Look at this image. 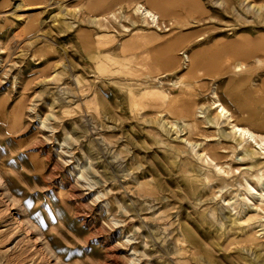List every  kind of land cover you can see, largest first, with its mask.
<instances>
[{
    "label": "rangeland",
    "instance_id": "1",
    "mask_svg": "<svg viewBox=\"0 0 264 264\" xmlns=\"http://www.w3.org/2000/svg\"><path fill=\"white\" fill-rule=\"evenodd\" d=\"M108 1L0 0V264H264V219L242 224L261 193L241 175L250 164L219 174L180 154L188 135L174 130L190 124L181 94L198 87L200 107L215 88L236 118L251 110L227 79L186 74L180 54L264 35V0H193L202 14L172 9L169 33ZM143 31L186 36L177 64L103 59ZM243 65L264 100V57ZM146 89L170 99L132 98Z\"/></svg>",
    "mask_w": 264,
    "mask_h": 264
},
{
    "label": "bare ground",
    "instance_id": "2",
    "mask_svg": "<svg viewBox=\"0 0 264 264\" xmlns=\"http://www.w3.org/2000/svg\"><path fill=\"white\" fill-rule=\"evenodd\" d=\"M89 3L90 8L96 9L102 7L106 10V7L109 6L108 0H90ZM126 3L127 10L132 11L133 16L139 20L132 22L134 27L140 25L144 29L154 28L157 32L164 30L163 33L170 32V27L166 26L165 21L171 17V11L174 8L184 9L189 13L202 14L200 7L193 0H126ZM122 5L119 4L115 7L119 8L118 13L124 19ZM95 22L96 26L103 28V24ZM170 26L172 27V25ZM123 28L124 32L129 33V29ZM138 35L140 42H138L139 39H133L134 41L123 44L121 47L123 57L108 59L107 55H103V59L110 62L117 60L129 63L150 60L157 66L165 67V69L171 68L178 62L174 54L188 39L186 36L169 38L168 35L146 33V31L138 32ZM180 56H183V67L187 70L186 74L196 72L199 75L202 74V77L214 76V80L227 79L228 91L237 93L241 100H244V97L251 99L250 103L248 101L251 110L242 109L240 118H236L224 106L215 88L212 89L211 99L204 107L199 105L202 87H198L197 89L200 91L195 90L192 94H188L187 91L182 93L180 98L182 99L184 119H187L190 124L184 130L174 129L178 134L187 132L188 135L183 139L187 147L184 146V151L178 150V152L190 154L203 165L214 166L219 174H234V169L229 166V168H225L233 163L250 164V167L244 170L245 173L241 175L246 181L254 182L261 188V193H256L258 205H253L254 212H258V214L242 222L250 228L252 224L261 223L264 219V163L259 161H264V100H259L256 97L261 89L256 88L254 81L244 77L247 68L243 65V61L259 56L264 57V35L254 40L242 38L231 43L220 41L214 45L192 51L190 55L182 53ZM180 84V80H178L173 86L177 87ZM184 87L187 90L191 89L190 85ZM262 87H264V81ZM132 98L134 100L155 98L163 103L170 99L161 89H146L141 91L140 95ZM205 107L211 112L208 116L203 111ZM223 124L230 128L229 134L221 130ZM191 136L204 142L198 144ZM197 148H199L198 151H196ZM240 150L243 151V157L238 159L237 153ZM186 183L189 188L194 189L191 179H186ZM249 185L246 190L252 197V192L255 190ZM259 227L264 231V224ZM243 241L246 243L248 240L243 239Z\"/></svg>",
    "mask_w": 264,
    "mask_h": 264
}]
</instances>
